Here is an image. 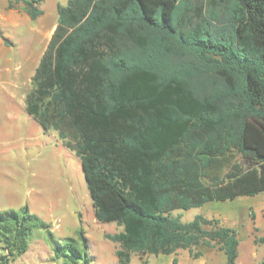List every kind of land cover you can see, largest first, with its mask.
Returning <instances> with one entry per match:
<instances>
[{
	"label": "trees",
	"instance_id": "obj_1",
	"mask_svg": "<svg viewBox=\"0 0 264 264\" xmlns=\"http://www.w3.org/2000/svg\"><path fill=\"white\" fill-rule=\"evenodd\" d=\"M40 2L8 7L36 20ZM58 15L26 107L81 158L96 218L123 227L105 235L119 262L206 246L236 264V229L173 211L264 193V0H68ZM49 227L0 211V264Z\"/></svg>",
	"mask_w": 264,
	"mask_h": 264
},
{
	"label": "rangeland",
	"instance_id": "obj_2",
	"mask_svg": "<svg viewBox=\"0 0 264 264\" xmlns=\"http://www.w3.org/2000/svg\"><path fill=\"white\" fill-rule=\"evenodd\" d=\"M7 3L0 0L4 41L0 47V211L25 207L50 225L35 228L29 250L10 264H74L77 258L70 250L56 256L50 232L57 242L82 251L88 261L78 259V264H121L116 254L120 243L105 235L123 227L96 218L81 158L63 144L57 131L44 129L26 107L32 77L50 30L58 23V4L66 5L68 0H41L43 14L36 20L22 11L10 21L3 19ZM18 4L23 6L22 1ZM263 195L210 201L173 214L181 215L183 222L198 214L217 218L236 229L240 240L236 264H255L264 260V206L259 204ZM199 250L203 254L196 259L188 256V250L170 255L132 253L129 264H226L221 250L206 246Z\"/></svg>",
	"mask_w": 264,
	"mask_h": 264
},
{
	"label": "crops",
	"instance_id": "obj_3",
	"mask_svg": "<svg viewBox=\"0 0 264 264\" xmlns=\"http://www.w3.org/2000/svg\"><path fill=\"white\" fill-rule=\"evenodd\" d=\"M39 6V8L40 9H42L41 8V6H40V4L38 5ZM23 12L24 14H27L24 10H22V9H20V8H9L8 7V3H7V5H6V11L4 12L5 14H2L1 16H2V18L3 19H6V20H11L12 19V17H16L17 15H19V13L20 12ZM7 12H9V13H7ZM40 17V16H39ZM38 17V18H39ZM37 18V19H38ZM55 27H56V24L51 28V30H50V36L52 35V33H53V31H54V29H55ZM1 43H4V41H3V38H1L0 39V47H1ZM25 101H26V97H25ZM260 194H264V193H260ZM260 194H258V195H260ZM255 196H257V195H255ZM264 196V195H263ZM259 204H260V206H264V197H262V198H260V200H259ZM211 249V248H210ZM181 250H184V249H181ZM180 251V250H179ZM178 251V252H179ZM223 252V251H222ZM2 254V251L0 250V255ZM24 255V254H23ZM22 255V256H23ZM238 255H239V252H238ZM22 256H20L19 258H22ZM188 256L190 257V255H189V252H188ZM191 258V257H190ZM238 258V257H237Z\"/></svg>",
	"mask_w": 264,
	"mask_h": 264
}]
</instances>
